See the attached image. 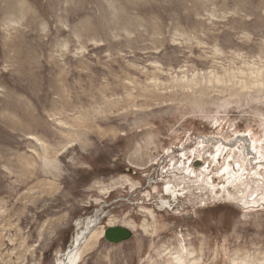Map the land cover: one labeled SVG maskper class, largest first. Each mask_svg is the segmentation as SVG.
<instances>
[{
    "label": "rangeland",
    "instance_id": "1",
    "mask_svg": "<svg viewBox=\"0 0 264 264\" xmlns=\"http://www.w3.org/2000/svg\"><path fill=\"white\" fill-rule=\"evenodd\" d=\"M8 1L0 264H56L87 219L98 233L120 226L132 237L101 239L80 264H264V188L252 200L245 191L201 196L174 173L189 170L186 154L201 141L212 160L229 145L240 158L250 145L264 155V0L163 11L27 0L21 14L4 9ZM168 169L176 178H162Z\"/></svg>",
    "mask_w": 264,
    "mask_h": 264
},
{
    "label": "bare ground",
    "instance_id": "2",
    "mask_svg": "<svg viewBox=\"0 0 264 264\" xmlns=\"http://www.w3.org/2000/svg\"><path fill=\"white\" fill-rule=\"evenodd\" d=\"M79 1L81 2L79 3V6H78L76 5L77 0H75V3H73L75 5L73 9L74 8L75 9H159L160 11H163L165 9L172 8L173 3L177 4L176 2H180L182 5H184V9H207L210 6H219L221 9H230L232 7L233 9H258L257 7H258V2H259V0H180V1L178 0H153V1H156L154 3L152 0H145L144 3L146 5L140 7V4L138 5L139 3L138 1H137L138 3L133 4L135 3L136 0H127L128 2L126 0H78V2ZM62 2L63 4L64 3L66 4V2L67 3L71 2V0H58L57 5L61 6L60 4H62ZM141 2L142 1L140 0V3ZM8 3L9 5H5V7L3 8L4 9H17L16 13L19 12V14H21V11L23 9H25L26 7H28V5H30V3L27 0L26 1L9 0ZM70 4L72 6V3ZM122 4L123 6L119 7ZM162 18H164V16ZM5 25H7L8 27L10 26V24H8L7 22H5ZM9 120L10 119H8V121ZM28 137L26 139H28ZM244 137L248 138L247 136H244ZM32 139L33 137L31 136L28 140L32 141ZM201 144L202 146L199 145V147L195 149V151H192L193 153L186 154L188 156L187 158L188 160L193 158V162L191 163L189 170L184 169L183 171L181 170V168H177V170L174 172V173H177L175 175H178L179 178L181 177L182 179L181 185L186 184L187 186H189L188 188H194V187L198 188L199 193L197 194L201 196L207 195L209 197L210 196L216 197L220 193H222V191L223 193H225L226 191L228 193H231V192L241 193L245 191L248 193V200L251 197H254V195L259 196V193H260L259 190L264 188V159L262 160L264 155H263V152H260L257 150L258 146H256L255 148L251 147V145H250V148L249 146L246 147L247 152L242 154L243 158H240L238 156L237 151L233 148L234 145H231V146L229 145L230 147L228 146V148L221 146L219 149L220 157L218 159H214L215 158L214 157L212 160L210 158H212L211 156L215 155L214 153L216 151H213L211 147L208 148L210 144H208L206 141H203V142L201 141ZM191 148H192L191 145H187L186 147L183 148V151L187 149H191ZM230 153L232 154V157L229 160V163L227 164L225 159L229 156ZM39 156L41 157V155ZM172 156L173 154L171 155L168 154L167 157L173 158ZM176 157L179 160L182 159V157H179V156H176ZM34 161L36 160L34 159ZM195 162L200 163V164L206 162L209 164V166L207 170L205 171V170H202L203 166H193V163ZM169 166L170 164H168L166 167H169ZM175 166L176 165H174V168ZM24 169L26 171L29 170L28 168H24ZM190 170H191V173H190ZM200 173L203 174L205 178V179L203 178L202 181L198 180ZM220 173L221 175H219ZM161 174H162L161 176L163 179L167 177H170L172 179L173 177H175L173 173L172 175H170V169H168L166 172H161ZM192 174L194 176H192ZM33 175L35 174L33 173ZM206 178L207 179L210 178L211 180L208 184H206ZM30 179L31 178H29V180ZM261 181H262V184H260ZM222 185L223 187H221ZM249 187H251V190L248 189ZM168 190L166 191L162 190L163 195L166 194L165 195L166 197L174 198L173 197L174 194L170 193V191ZM191 191L195 192L194 190H191ZM176 196H177V199L174 198V200L176 201L181 200L179 195H176ZM181 196L188 198L187 195H181ZM76 227H77V233L74 235L70 245L65 250V252L62 254V256L59 258V260L56 262V264H80L83 256H85L90 250H92L98 244L99 241H101V239H103L104 230H101L100 233L97 232L100 230H98L99 229L98 222H96V220L87 219L86 221H84V223L82 222V223L76 224Z\"/></svg>",
    "mask_w": 264,
    "mask_h": 264
},
{
    "label": "water",
    "instance_id": "3",
    "mask_svg": "<svg viewBox=\"0 0 264 264\" xmlns=\"http://www.w3.org/2000/svg\"><path fill=\"white\" fill-rule=\"evenodd\" d=\"M131 237V231L124 227H109L103 233V240L111 245H121Z\"/></svg>",
    "mask_w": 264,
    "mask_h": 264
}]
</instances>
